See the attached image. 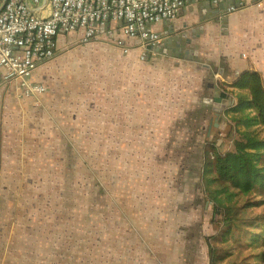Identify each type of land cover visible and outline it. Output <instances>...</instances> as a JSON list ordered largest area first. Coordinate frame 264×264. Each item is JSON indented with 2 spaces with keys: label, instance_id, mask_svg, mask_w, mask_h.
Here are the masks:
<instances>
[{
  "label": "crops",
  "instance_id": "1",
  "mask_svg": "<svg viewBox=\"0 0 264 264\" xmlns=\"http://www.w3.org/2000/svg\"><path fill=\"white\" fill-rule=\"evenodd\" d=\"M42 3L39 14L49 11ZM124 25L111 20L93 39L110 36L124 51L111 54L124 65L111 68V102H105L111 147L117 143L120 155L111 170V264H209L219 229L203 191L205 146L226 137L229 124L234 134L227 110L236 93L247 92L239 80L257 72L264 87V0H189L175 18L148 25L162 41L157 55L144 60L142 40L127 36ZM82 44L78 31L57 36L58 54L31 75L45 87L38 106L29 105L17 80L0 82V264H31L30 251L51 249L55 232L50 226L46 236V222L59 217L52 213L53 191L67 185L52 174L66 171L77 143L98 135L84 124L83 113L93 116L94 108L77 89L81 78L58 88L74 75L69 66L83 67L72 57ZM65 240L55 241L57 260Z\"/></svg>",
  "mask_w": 264,
  "mask_h": 264
},
{
  "label": "rangeland",
  "instance_id": "2",
  "mask_svg": "<svg viewBox=\"0 0 264 264\" xmlns=\"http://www.w3.org/2000/svg\"><path fill=\"white\" fill-rule=\"evenodd\" d=\"M90 43V47L87 46L89 43L82 44L76 54H72L74 59L83 61V67L69 66L66 72H74V75L68 76L64 82H59L58 88L61 84L73 80L80 83L81 78L83 85L77 86V89L94 108L93 116L88 112L83 113L84 124L91 125L98 135L95 139L77 143L76 155H68L65 160L66 171L52 174L53 179L57 181L58 178H67L64 189L53 191L52 213L58 214L59 217L53 216L51 223L46 222L48 227L45 228V234L48 235L51 226L55 232L54 244L50 250L45 246L39 253L35 250L30 251L31 264H111V170L113 171V157L117 158L120 155L114 151L118 147L117 143L115 147H111V109L105 106V102H111V68L118 70L124 65V62L118 63L111 59H117L113 58V55L124 51L111 43L110 36ZM227 129L226 137L221 136V141L216 143L217 147L224 151L231 147V138L235 135L230 124L225 127L224 133ZM153 148L154 143H150L148 150ZM121 159L125 162L152 160L134 157ZM63 162L64 158L58 161L62 165ZM157 165H161L159 160ZM165 165L170 166L171 163L167 162ZM183 181L189 180L185 177ZM55 193L57 197L54 196ZM243 201L244 199H241L238 204ZM263 208V205L254 206L249 214L255 216ZM81 236L83 246H80ZM59 239L62 241L66 239L67 244L62 245L66 250L57 260V256H53L51 252L55 241ZM262 247L263 245L258 246L257 250L260 251ZM47 255L50 256L49 262L45 259ZM243 256L236 247L234 255L227 262L236 264L254 262L252 258L244 261Z\"/></svg>",
  "mask_w": 264,
  "mask_h": 264
},
{
  "label": "built area",
  "instance_id": "3",
  "mask_svg": "<svg viewBox=\"0 0 264 264\" xmlns=\"http://www.w3.org/2000/svg\"><path fill=\"white\" fill-rule=\"evenodd\" d=\"M43 1L49 11L39 14L37 9ZM188 1L0 0V82L17 80L29 105L38 106L45 87L32 81L31 75L58 54L57 36L78 31L80 43H88L111 20L124 21V33L142 40L141 60L155 57L162 39L148 25L175 18Z\"/></svg>",
  "mask_w": 264,
  "mask_h": 264
},
{
  "label": "trees",
  "instance_id": "4",
  "mask_svg": "<svg viewBox=\"0 0 264 264\" xmlns=\"http://www.w3.org/2000/svg\"><path fill=\"white\" fill-rule=\"evenodd\" d=\"M237 86L247 92L236 93V104L227 110L235 134L231 147L220 150L216 141L205 146L203 191L219 229L209 264L230 258L234 246L244 261L252 258V264H264V208L249 214L252 207L264 206V87L257 72L246 73Z\"/></svg>",
  "mask_w": 264,
  "mask_h": 264
},
{
  "label": "water",
  "instance_id": "5",
  "mask_svg": "<svg viewBox=\"0 0 264 264\" xmlns=\"http://www.w3.org/2000/svg\"><path fill=\"white\" fill-rule=\"evenodd\" d=\"M220 113H215L214 117L211 121V125L209 126V129L212 130L215 125H217V118L219 117ZM226 120V119H225Z\"/></svg>",
  "mask_w": 264,
  "mask_h": 264
}]
</instances>
